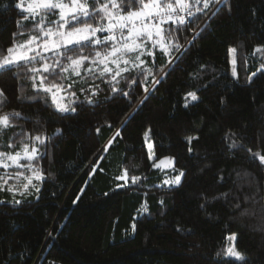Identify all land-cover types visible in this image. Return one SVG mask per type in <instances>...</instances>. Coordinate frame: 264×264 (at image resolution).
Here are the masks:
<instances>
[{
	"label": "trees",
	"instance_id": "16d2710c",
	"mask_svg": "<svg viewBox=\"0 0 264 264\" xmlns=\"http://www.w3.org/2000/svg\"><path fill=\"white\" fill-rule=\"evenodd\" d=\"M17 2L0 0V57L40 35L39 17L24 21ZM188 3L193 15L181 12L183 25L169 21L161 43L146 44V81L132 70L109 83L111 74L100 77L103 65L91 63L103 49L92 46L83 50L89 60L80 76H49L44 86L52 89L75 82L60 90L75 112L57 111L51 92L33 88L27 70L45 61L0 69V113H21L0 135V151L15 153L45 138L35 142L39 157L31 168L25 159L23 167L0 171V264H264V51H254L264 47V0H212L202 12V0ZM89 6L97 7L95 0ZM42 15L45 29H55L48 22L58 21L57 10ZM169 44L171 55L162 47ZM89 86L97 91L93 104L85 101L90 91H80ZM189 92L198 100L187 98L185 106ZM146 134L154 160L171 156L174 171L185 173L179 184L158 183ZM233 141L242 146L230 149ZM232 244L243 261L223 254Z\"/></svg>",
	"mask_w": 264,
	"mask_h": 264
},
{
	"label": "snow or ice",
	"instance_id": "6c2138e0",
	"mask_svg": "<svg viewBox=\"0 0 264 264\" xmlns=\"http://www.w3.org/2000/svg\"><path fill=\"white\" fill-rule=\"evenodd\" d=\"M25 0H18L16 7L21 10V13H27L23 15V20H33L36 21L39 17V22L35 23L34 27L39 31V36H31L29 40L25 41V44L18 45L21 49H27L28 52H34V55H26L23 52L19 55H14L15 48L9 47L7 49L8 55L0 57V69H7L11 65H19L20 62L25 64H36L38 59L40 61H45L40 68L31 67L27 71L33 75L30 79L33 80V88L37 91L43 90L45 93L52 92V88L45 87L44 85L48 81L49 76H60L61 81L67 79V74L71 70V74L75 76H80V67L85 61L89 60V56L83 53L85 47L92 46L93 48H101L103 51H95L94 56L91 59V63L94 65H103V70L100 71V77H104L105 74H111L112 81H118V77H122L124 73L130 72L132 70H137L144 74V80L148 79V76L152 75L150 70L144 66L145 61L142 56L152 55L151 50L145 48V44L148 40L152 41L153 46H156L161 41L153 39V35L160 36L162 32H166V28H161V25L167 24L171 21L173 24L183 25L185 23V17L179 13L187 11L189 16L193 15L191 11V6L188 0H169L165 4V0H127V5H125V0H104L100 3V0H95L97 7L91 8L89 6L90 0H70V5L65 3V0H28L27 7L24 6ZM212 0H202L203 7L196 8L197 12H202L209 8ZM217 3H222L223 0H216ZM139 4L136 10H132L133 4ZM194 3L199 4L201 0H194ZM125 6L129 9L127 13H124ZM58 10L59 17L58 21L48 22L55 23L56 28L51 27L45 29L46 18L42 15L44 12H53ZM98 16L99 19L95 21V24L87 23V20H91ZM148 21H157V23L150 25ZM21 22H18V25ZM82 25V26H80ZM63 29V31H61ZM154 29V32H153ZM126 30V31H125ZM98 33H106L103 38L98 36ZM15 35V33L13 34ZM54 37L51 43H49L48 38ZM43 40V45L37 43V48L42 47L43 51H51L56 59L52 63H48L49 58L43 56L40 51H36L31 47L32 43ZM166 48L165 54L171 55L172 45L164 46ZM176 51L179 52L180 46H174ZM79 49V54L74 57L67 55V53ZM254 51L261 52L264 51V47L258 46ZM236 49L230 48L229 53L233 54V65H235V54ZM69 61L68 64H64L63 60ZM173 61H169L172 63ZM109 64L115 65V68L109 67ZM264 67V64H262ZM92 71V69H88ZM114 73V74H113ZM233 77H236V70L233 67ZM37 76L40 80V85L38 86L35 82ZM153 84H158L160 79L152 77ZM251 82V77L249 78V83ZM75 82L70 83L67 87H64L61 83L60 85H53V87L58 88L61 91H69ZM98 87V86H97ZM113 92L118 91L116 87H113ZM149 89L145 88L144 91L147 92ZM81 92L90 91L91 95H85V101L89 104H93L94 101L92 97L97 94L96 88L89 86L86 90L83 87L80 89ZM3 94L0 93V96ZM71 95L75 97V92ZM128 92H124V96H128ZM190 98L191 101L198 100V96L195 92H189L186 96ZM53 104H55L57 111L75 112V108H71L69 105H61L56 102V93L52 92ZM223 103V101H221ZM71 103V102H70ZM21 113L13 111L11 113H0V135L6 132L8 129L14 127L12 123L13 118L20 117ZM59 131V130H58ZM119 135V133H117ZM147 135V134H146ZM234 135V134H232ZM189 142L191 139L188 138ZM227 139V136L225 137ZM38 141L40 144H44L45 138L42 136H36L32 138V146L30 147L27 143L21 144V150L15 151V153L0 151V166L8 168L9 165L5 163V160H10L17 167H23L19 164L21 158L29 161L28 167L31 168V162L39 157L38 148L35 146V142ZM2 146V145H0ZM238 146L235 141L229 145V148H236ZM9 149L15 148L16 145L9 143L7 145ZM23 152V157L21 155ZM191 151V149H189ZM258 155V154H254ZM150 159L153 157L150 156ZM165 159L171 160L172 158L166 157ZM261 163H264V155L259 156ZM153 167H158L157 164H153ZM175 170V169H173ZM22 175L18 173V176ZM185 175L183 171H180L179 175H176L172 180H165L164 184H179L181 178ZM36 179H42L41 175H36ZM117 180L123 179V176L117 177ZM132 182L136 183L140 180V177H132ZM7 180H4V184ZM31 179L28 183L24 185L25 189H28L31 185ZM122 186V185H118ZM3 188V184H0V189ZM12 191L11 188L8 189ZM39 191V189H37ZM222 195H227L222 194ZM76 201H74L75 203ZM14 203L20 204L21 201L14 200ZM162 203V201H161ZM203 207V205H202ZM147 211V209H144ZM235 234L229 237V240H234ZM224 255L229 257H234L236 260L243 261L244 256L235 249V245L232 244L226 250H224ZM220 255V253H217Z\"/></svg>",
	"mask_w": 264,
	"mask_h": 264
},
{
	"label": "rangeland",
	"instance_id": "374dc122",
	"mask_svg": "<svg viewBox=\"0 0 264 264\" xmlns=\"http://www.w3.org/2000/svg\"><path fill=\"white\" fill-rule=\"evenodd\" d=\"M27 3H28V0H25V2H24V6H25V7H27ZM65 3H68V4L70 5V0H65ZM57 13H58V17H59V12H58V10H57ZM179 14H180V13H179ZM148 23H149L150 25H152V24L157 23V21H148ZM80 26H82V25H80ZM162 27H163V25H161V28H162ZM61 31H63V29H61ZM125 31H126V30H125ZM153 32H154V29H153ZM97 35L100 36L99 34H97ZM104 35H106V33H105ZM161 37H162V33H161L160 36H155V34L153 35V39H155V40H157V41H161V40H162ZM100 38H103V35L100 36ZM53 39H54V37H49V38H48L49 43H51ZM148 42H151V43H152L151 40H148L147 43H148ZM37 43L43 45V40H40V41H37V42L32 43L31 47H32L33 49H35L36 51H40L42 54H46V53L51 52V51H48V52L43 51V48H42V47L37 48ZM147 43H146V44H147ZM146 44H145V46H146ZM157 45H158V44H157ZM22 52H23L24 54H26V55L35 54L34 52H28L27 49L16 48V49H15V53H14V55H19V54H21ZM231 55H233V54H231ZM233 58H234V57L231 56V61H230V62H231L232 68H233V67L236 68V65H233V63H232ZM111 65H112V64H109V67H111ZM259 65H260V68H262V69L264 70V67H262V63H261V62L259 63ZM52 92H55V93H56V102H57L58 104L66 105V101H65L64 95H63V93H62L59 89H55V88H54V89H52ZM52 92H51V95H52ZM145 143H146V148H147V151H148V155H149V157H150V156L153 157V158L150 159V160L152 161L153 164L155 163V164L158 165V167H153V165H152V167H153V169H155V170L158 171V175L162 178L160 181H158L159 184H164L163 182H164L166 179H167V180H172V179L175 178L176 175H179V173H180L181 170H180V171H178V170L174 171V170H173V169H174V161H173V158H172L171 156H165V157H162V158H160V159L154 160L155 157H154V153H153L152 142L150 141V139H149V137H148L147 135L145 136ZM13 154H14V153H13ZM21 155H22V157H23V152H22V151H21ZM166 157H170V158H172V159H171V160L165 159ZM22 160H25V159L21 158V159L19 160V164L23 166L24 164L21 162ZM5 163H7V164L9 165L8 168H10V167H14V166H17V165H15V164H13L10 160H5ZM8 168H4L3 166H0V171H3L2 169H4L5 172H8V170H7ZM4 171H3V172H4ZM181 180H182V178H181ZM167 185H177V184H167Z\"/></svg>",
	"mask_w": 264,
	"mask_h": 264
}]
</instances>
